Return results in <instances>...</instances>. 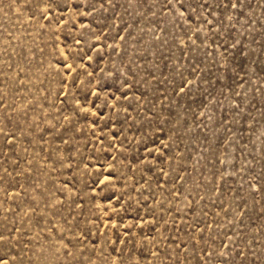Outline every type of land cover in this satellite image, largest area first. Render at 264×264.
<instances>
[{
    "label": "rangeland",
    "instance_id": "1",
    "mask_svg": "<svg viewBox=\"0 0 264 264\" xmlns=\"http://www.w3.org/2000/svg\"><path fill=\"white\" fill-rule=\"evenodd\" d=\"M0 264H264V0H0Z\"/></svg>",
    "mask_w": 264,
    "mask_h": 264
}]
</instances>
